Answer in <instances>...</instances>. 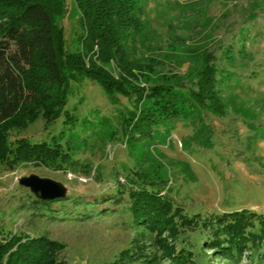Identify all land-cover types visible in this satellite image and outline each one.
Masks as SVG:
<instances>
[{"label":"rangeland","instance_id":"obj_1","mask_svg":"<svg viewBox=\"0 0 264 264\" xmlns=\"http://www.w3.org/2000/svg\"><path fill=\"white\" fill-rule=\"evenodd\" d=\"M132 12L140 27L127 52L139 68L129 95L107 93L88 77L72 82L68 121L39 118L11 131V139H54L69 154L65 167H0V229L63 243L65 264H111L121 250L135 251L130 188L160 191L187 214L244 209L264 217V0H138ZM79 16L72 0L56 16L71 51L83 50ZM207 64L212 85L198 95ZM105 66L118 75L115 61ZM154 85L178 95L179 111L131 129L127 117L141 108L135 89ZM30 174L62 183L66 195L38 211L18 183ZM248 262L246 253L239 264Z\"/></svg>","mask_w":264,"mask_h":264},{"label":"trees","instance_id":"obj_2","mask_svg":"<svg viewBox=\"0 0 264 264\" xmlns=\"http://www.w3.org/2000/svg\"><path fill=\"white\" fill-rule=\"evenodd\" d=\"M136 1L72 0L80 14L83 50L71 51L65 46L64 28L56 20L66 0H0L2 169L13 170L27 163L65 167L69 154L54 139H11V131L39 118L46 125L61 115L68 121L71 117L66 106L72 82L88 77L107 93L129 95L126 86L138 67L127 52L134 31L140 27L132 12ZM114 61L117 76L105 66ZM211 71L212 66L205 65L197 80L198 95L212 85ZM135 91L141 108L127 117L131 129L175 117L179 111L178 95L169 87L154 85L149 91L141 87ZM126 194L136 249L121 250L111 264H124L126 260L129 264L140 260L144 264H161L162 260L168 264H214L213 256L224 264H239L246 253L248 264H264L261 215L244 209L218 215L187 214L181 206L163 198L160 191L139 187L130 188ZM34 197L31 205L38 211V204L52 202ZM35 215L40 216L39 212ZM146 239L153 248L151 252L145 251ZM63 248V243L45 235H6L0 229V264H65L58 260ZM205 250H211L213 256L207 258Z\"/></svg>","mask_w":264,"mask_h":264},{"label":"water","instance_id":"obj_3","mask_svg":"<svg viewBox=\"0 0 264 264\" xmlns=\"http://www.w3.org/2000/svg\"><path fill=\"white\" fill-rule=\"evenodd\" d=\"M18 183L23 187L30 188V192L40 199L53 200L66 194V187L62 183L35 174L20 177Z\"/></svg>","mask_w":264,"mask_h":264}]
</instances>
